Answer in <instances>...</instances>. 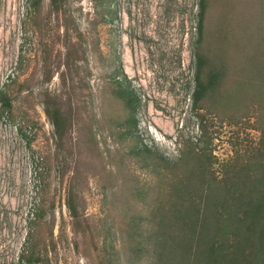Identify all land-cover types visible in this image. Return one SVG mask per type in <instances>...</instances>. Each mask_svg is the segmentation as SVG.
Wrapping results in <instances>:
<instances>
[{
  "label": "rangeland",
  "instance_id": "rangeland-1",
  "mask_svg": "<svg viewBox=\"0 0 264 264\" xmlns=\"http://www.w3.org/2000/svg\"><path fill=\"white\" fill-rule=\"evenodd\" d=\"M198 3L40 0L38 12L32 0H0V90L11 101L10 112H0V264H19L31 252L36 264H127L123 186L150 180L131 155L135 147L141 143L174 162L186 142L205 144L204 112L192 107L195 55L216 53L221 35L216 19L206 18L198 40ZM210 6L207 13H220ZM262 6L237 0L227 33L238 69L260 60ZM243 71L248 81L252 70ZM115 81L138 101L132 137H120L128 127L117 123L130 112L112 93ZM47 99L70 119L61 142L44 114ZM256 114L250 106L223 123L206 115L218 163L232 157L234 144L257 143Z\"/></svg>",
  "mask_w": 264,
  "mask_h": 264
},
{
  "label": "trees",
  "instance_id": "trees-1",
  "mask_svg": "<svg viewBox=\"0 0 264 264\" xmlns=\"http://www.w3.org/2000/svg\"><path fill=\"white\" fill-rule=\"evenodd\" d=\"M262 1L259 18L264 21ZM50 3L54 5L56 0ZM236 3L237 0L198 3V40L203 39V23L213 18L221 35L216 53L195 55L192 107L204 112L200 115L204 147L198 149L186 142L174 162L141 143L131 154L140 158V168L150 180L142 184L134 182L131 188L130 184L123 186L120 231L127 264H264V39L260 60L238 69L236 55L229 52V48L234 49L233 36L227 33ZM39 4L40 0H32V7L38 12ZM213 4L219 6V14L207 13ZM213 32L212 42L217 36ZM248 69L252 75L247 81L249 72L243 70ZM112 93L130 112L126 120L117 123L128 127L120 137H132L138 101L117 81ZM250 106L257 113L254 121L260 133L257 143L247 147L234 144L232 157L218 163L209 149L206 115H214L220 123L230 122L236 114L248 113ZM10 108L4 87L0 90V112L9 113ZM44 114L51 121L57 140L63 141L70 119L51 99L44 105ZM118 173L122 179H129L126 173ZM67 206L71 215L76 216L71 199ZM39 261L31 252L28 256L21 255L18 263Z\"/></svg>",
  "mask_w": 264,
  "mask_h": 264
},
{
  "label": "built area",
  "instance_id": "built-area-1",
  "mask_svg": "<svg viewBox=\"0 0 264 264\" xmlns=\"http://www.w3.org/2000/svg\"><path fill=\"white\" fill-rule=\"evenodd\" d=\"M197 29H198V28H197V26H196V27H195V31H197ZM6 78H7V77H6ZM7 81H8V79H6V82H7ZM9 81H10V79H9Z\"/></svg>",
  "mask_w": 264,
  "mask_h": 264
}]
</instances>
